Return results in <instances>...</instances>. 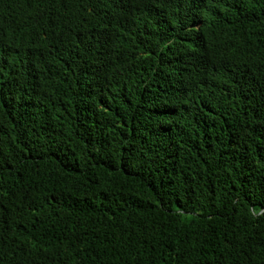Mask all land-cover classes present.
<instances>
[{"label": "trees", "instance_id": "trees-1", "mask_svg": "<svg viewBox=\"0 0 264 264\" xmlns=\"http://www.w3.org/2000/svg\"><path fill=\"white\" fill-rule=\"evenodd\" d=\"M0 264H264V0H0Z\"/></svg>", "mask_w": 264, "mask_h": 264}]
</instances>
